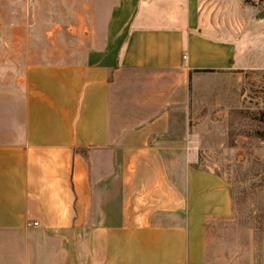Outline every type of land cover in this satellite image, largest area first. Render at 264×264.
Returning <instances> with one entry per match:
<instances>
[{"label":"crops","instance_id":"obj_1","mask_svg":"<svg viewBox=\"0 0 264 264\" xmlns=\"http://www.w3.org/2000/svg\"><path fill=\"white\" fill-rule=\"evenodd\" d=\"M88 1L71 55L0 67V264H207L233 189L173 117L245 44L215 0Z\"/></svg>","mask_w":264,"mask_h":264},{"label":"rangeland","instance_id":"obj_2","mask_svg":"<svg viewBox=\"0 0 264 264\" xmlns=\"http://www.w3.org/2000/svg\"><path fill=\"white\" fill-rule=\"evenodd\" d=\"M105 3L103 11L111 2ZM89 6L88 0H0V67L71 55L72 34ZM210 7L244 42L245 57L238 68L192 77L187 107L173 119L194 132L200 163L221 171L233 189V213L207 222V264H264V0H215Z\"/></svg>","mask_w":264,"mask_h":264},{"label":"trees","instance_id":"obj_3","mask_svg":"<svg viewBox=\"0 0 264 264\" xmlns=\"http://www.w3.org/2000/svg\"><path fill=\"white\" fill-rule=\"evenodd\" d=\"M202 71H212V70L204 69V70H202ZM82 152H83V150H82Z\"/></svg>","mask_w":264,"mask_h":264},{"label":"water","instance_id":"obj_4","mask_svg":"<svg viewBox=\"0 0 264 264\" xmlns=\"http://www.w3.org/2000/svg\"><path fill=\"white\" fill-rule=\"evenodd\" d=\"M259 16H260V17H262V16H263L261 12L259 13Z\"/></svg>","mask_w":264,"mask_h":264},{"label":"built area","instance_id":"obj_5","mask_svg":"<svg viewBox=\"0 0 264 264\" xmlns=\"http://www.w3.org/2000/svg\"><path fill=\"white\" fill-rule=\"evenodd\" d=\"M32 224H34V225H35V224H37V222H32Z\"/></svg>","mask_w":264,"mask_h":264}]
</instances>
